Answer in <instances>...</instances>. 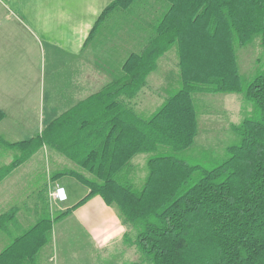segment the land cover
Segmentation results:
<instances>
[{
	"label": "trees",
	"instance_id": "obj_1",
	"mask_svg": "<svg viewBox=\"0 0 264 264\" xmlns=\"http://www.w3.org/2000/svg\"><path fill=\"white\" fill-rule=\"evenodd\" d=\"M141 1H112L94 31L107 15ZM160 1L167 8L142 52L123 63L121 79L61 115L36 139L7 146L23 156L0 180L48 146L80 170L54 176L71 177L87 189L75 207L95 196L116 205L135 233L133 240L127 233L124 243L149 264H264V67L244 84L236 54L255 39L264 47V0ZM172 49L180 87L143 118L122 99L134 98ZM196 94H242L252 104L251 116L232 128L238 143L211 168L177 156L198 134ZM161 147L169 151L156 154ZM138 155L152 156L136 189L129 174ZM53 221L41 219L15 239L0 264H36Z\"/></svg>",
	"mask_w": 264,
	"mask_h": 264
},
{
	"label": "crops",
	"instance_id": "obj_2",
	"mask_svg": "<svg viewBox=\"0 0 264 264\" xmlns=\"http://www.w3.org/2000/svg\"><path fill=\"white\" fill-rule=\"evenodd\" d=\"M112 1L0 0L1 169L21 155L19 148L7 146L36 139L61 115L120 80L128 56L147 45L148 20L154 16L147 4L112 12L94 31ZM67 170L80 172L43 146L0 180V254L41 219L53 221L62 214L52 222L50 241L36 264H74L69 254L76 244L86 258L115 246L135 252L134 245L124 243L131 227L116 205L95 196L75 207L88 191L71 177L54 178ZM57 189L64 202L52 197ZM50 244L57 257L44 250Z\"/></svg>",
	"mask_w": 264,
	"mask_h": 264
},
{
	"label": "rangeland",
	"instance_id": "obj_3",
	"mask_svg": "<svg viewBox=\"0 0 264 264\" xmlns=\"http://www.w3.org/2000/svg\"><path fill=\"white\" fill-rule=\"evenodd\" d=\"M159 1L143 0L135 6L141 7V5L147 4L148 14L154 12V16L148 20V41L152 37V26L167 8L164 2ZM173 50L175 49L169 51L159 60L156 70L148 76L144 87L134 98L122 99L125 106L143 118L150 117L164 100L180 87L178 61ZM236 54L240 76L243 83L247 84L264 67V47L261 46L258 39H255L250 45L238 48ZM193 101L197 111L198 134L193 145L177 156L191 165L211 168L227 158L226 149L228 147L238 143L239 139L232 128L251 116L252 104L245 100L242 94H196L193 96ZM162 150L167 151L168 149L161 147L156 154ZM20 152V157H22L23 151ZM151 156L138 155L132 160L129 179L136 189L143 185L146 176L145 162ZM10 166L0 168V174L2 170H7ZM55 168L53 167V169ZM58 168L64 170L66 167L59 165ZM55 216L57 215L52 218ZM130 235L133 240L135 233L130 231ZM131 247L134 246L131 245ZM134 249L135 252L131 250L124 252L120 246H115L104 252H90L86 258L82 253V248L76 244L70 249L69 258L74 264H99L102 261H112L116 258V262H112V264H149L137 248ZM44 250L49 251L52 256L57 257L58 255L52 244L47 245ZM60 252L59 250V255ZM119 253H121L120 257Z\"/></svg>",
	"mask_w": 264,
	"mask_h": 264
},
{
	"label": "built area",
	"instance_id": "obj_4",
	"mask_svg": "<svg viewBox=\"0 0 264 264\" xmlns=\"http://www.w3.org/2000/svg\"><path fill=\"white\" fill-rule=\"evenodd\" d=\"M62 192V189H57L53 194L52 197L57 200L58 202H64L66 200L65 195Z\"/></svg>",
	"mask_w": 264,
	"mask_h": 264
}]
</instances>
